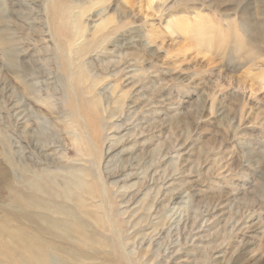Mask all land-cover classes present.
Masks as SVG:
<instances>
[{"label":"rangeland","instance_id":"1","mask_svg":"<svg viewBox=\"0 0 264 264\" xmlns=\"http://www.w3.org/2000/svg\"><path fill=\"white\" fill-rule=\"evenodd\" d=\"M34 244L264 264V0H0V264Z\"/></svg>","mask_w":264,"mask_h":264},{"label":"bare ground","instance_id":"2","mask_svg":"<svg viewBox=\"0 0 264 264\" xmlns=\"http://www.w3.org/2000/svg\"><path fill=\"white\" fill-rule=\"evenodd\" d=\"M78 77V78H77ZM74 76V75H71V78L72 79H81V75H77ZM36 146V145H35ZM39 147V146H38ZM37 188V187H36ZM32 206H37L35 203L32 202ZM53 210V209H52ZM64 224H61L60 222H57V220H54L53 224L51 225V228L54 230V231H58L60 232V228L61 226H63ZM34 247V248H33ZM28 249H30V251H33V254H30V260H31V264H49L47 262V254L45 253V250L43 249V247L41 246H37L36 244L34 245H29L27 246ZM35 250H36V253H35Z\"/></svg>","mask_w":264,"mask_h":264}]
</instances>
